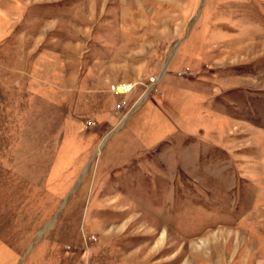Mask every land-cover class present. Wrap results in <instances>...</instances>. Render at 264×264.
Masks as SVG:
<instances>
[{
	"label": "rangeland",
	"instance_id": "374dc122",
	"mask_svg": "<svg viewBox=\"0 0 264 264\" xmlns=\"http://www.w3.org/2000/svg\"><path fill=\"white\" fill-rule=\"evenodd\" d=\"M0 264H264V0H0Z\"/></svg>",
	"mask_w": 264,
	"mask_h": 264
}]
</instances>
